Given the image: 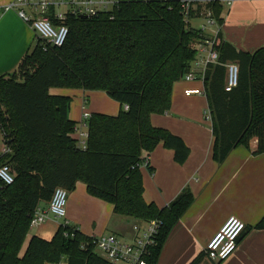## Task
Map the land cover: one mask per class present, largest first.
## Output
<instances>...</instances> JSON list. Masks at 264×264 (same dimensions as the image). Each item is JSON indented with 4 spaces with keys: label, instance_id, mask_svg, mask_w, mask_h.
I'll return each mask as SVG.
<instances>
[{
    "label": "trees",
    "instance_id": "1",
    "mask_svg": "<svg viewBox=\"0 0 264 264\" xmlns=\"http://www.w3.org/2000/svg\"><path fill=\"white\" fill-rule=\"evenodd\" d=\"M118 1L111 14L69 16L61 47L36 39L17 71L0 76V133L10 150L0 154V166L8 165L14 177L0 189V264H110L93 251L89 237L61 225L48 241L31 236L20 255L33 212L50 201L57 187L70 193L80 182L89 196L111 204L115 216L159 220L146 264H157L172 228L194 201L185 189L166 207L146 203L137 165L160 144L173 152L176 163L187 159L183 140L153 127L150 116L170 109L173 86L190 71L196 45L205 36L184 22L178 0ZM210 9L221 24L222 5L213 2ZM214 49L220 64H238L239 80L225 92L224 68L210 64L205 70L212 158L220 164L252 139L257 140L254 153L262 154L264 47L252 54L236 52L218 33ZM52 88L103 92L120 109L116 116L89 115L82 151L71 137L77 124L68 117L71 99L50 95ZM146 168L152 172L148 162ZM254 229L264 230V215ZM204 258L201 252L190 264Z\"/></svg>",
    "mask_w": 264,
    "mask_h": 264
},
{
    "label": "crops",
    "instance_id": "2",
    "mask_svg": "<svg viewBox=\"0 0 264 264\" xmlns=\"http://www.w3.org/2000/svg\"><path fill=\"white\" fill-rule=\"evenodd\" d=\"M11 1L0 0V76L13 75L37 39L15 11H3ZM220 19L219 37L236 52L252 54L264 47V0H233L230 6H222ZM202 88L200 80L178 81L172 89L170 109L150 116L153 127L180 137L189 154L178 164L173 152L160 144L148 155L152 172L139 167L144 201L163 208L185 189L194 198L168 235L157 264H190L229 217L240 220L245 231L236 251L221 264H264V230L254 229L264 215V153H254L257 140L252 139L248 148L238 146L220 164L213 160L211 122L204 114L206 97L184 94L187 89ZM49 94L71 99L68 117L76 123L83 111L116 116L120 109L103 92L52 88ZM47 205L39 207L46 209ZM65 220L86 237L127 236L131 231L130 221L113 215L112 205L89 196L80 182L67 193ZM61 223L49 216L29 230L26 240L36 236L48 241ZM201 264L212 263L204 258Z\"/></svg>",
    "mask_w": 264,
    "mask_h": 264
},
{
    "label": "built area",
    "instance_id": "3",
    "mask_svg": "<svg viewBox=\"0 0 264 264\" xmlns=\"http://www.w3.org/2000/svg\"><path fill=\"white\" fill-rule=\"evenodd\" d=\"M218 2L222 6H230L233 0H178L180 13L184 22L190 25L193 18L202 19L203 23L197 28L205 36L197 43V55L190 71L182 80L204 81L205 70L208 65H221L225 71L224 91L231 92L238 86L239 67L235 62L220 64L218 53L214 49L215 40L219 33L220 24L214 19L210 6ZM118 0H13L3 6V11H15L35 34L36 38L50 47H61L68 35L65 22L69 16L91 18L102 14H111L118 6ZM210 31L207 35L206 31ZM186 96H205L204 88L187 89ZM124 109H127L124 107ZM83 110V109H82ZM205 118L211 122L210 112L204 111ZM88 113L82 112L80 121L76 124L71 137L77 149L84 151L88 140ZM10 153L3 145L0 154ZM147 159L138 164V168L147 165ZM135 167H131L133 170ZM14 177L8 165L0 166V184L2 189L13 183ZM67 191L61 187L54 189L46 209L37 208L30 219L29 227L37 228L46 222L49 216L60 220L63 227L69 226L66 217ZM161 222L159 220L133 221L130 234L119 236L105 234L89 237L93 251L110 264H146L145 258L149 250L155 245ZM245 229V225L235 217H229L214 236L205 245L202 252L212 264H221L237 249L238 239ZM71 237L73 234L70 235ZM85 248L82 244L81 247Z\"/></svg>",
    "mask_w": 264,
    "mask_h": 264
},
{
    "label": "rangeland",
    "instance_id": "4",
    "mask_svg": "<svg viewBox=\"0 0 264 264\" xmlns=\"http://www.w3.org/2000/svg\"><path fill=\"white\" fill-rule=\"evenodd\" d=\"M202 23H203L202 19L193 18V19L190 20V26L192 28H194V29H197ZM34 45H35V43L33 44L32 48L34 47ZM30 69L33 70V68H30ZM89 108L90 109H93L92 106H89ZM2 147H3V140H2V137H1V134H0V153H1ZM48 203H49V201H48ZM127 220L130 221V226H131L133 224V221L132 220H129V219H127ZM125 225H126V227H128L127 224H125ZM107 234H111V233H107ZM27 243H28V241L26 240L25 243H24V245H23V247H22V249H21L20 255H22L24 253L25 248L27 246Z\"/></svg>",
    "mask_w": 264,
    "mask_h": 264
},
{
    "label": "water",
    "instance_id": "5",
    "mask_svg": "<svg viewBox=\"0 0 264 264\" xmlns=\"http://www.w3.org/2000/svg\"><path fill=\"white\" fill-rule=\"evenodd\" d=\"M82 18H86L85 16H83Z\"/></svg>",
    "mask_w": 264,
    "mask_h": 264
}]
</instances>
